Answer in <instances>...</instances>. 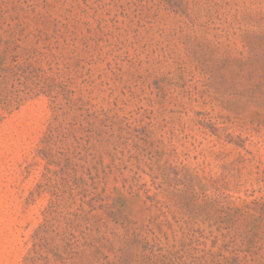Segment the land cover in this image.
<instances>
[{
	"label": "rangeland",
	"instance_id": "obj_1",
	"mask_svg": "<svg viewBox=\"0 0 264 264\" xmlns=\"http://www.w3.org/2000/svg\"><path fill=\"white\" fill-rule=\"evenodd\" d=\"M0 264H264V0H0Z\"/></svg>",
	"mask_w": 264,
	"mask_h": 264
}]
</instances>
